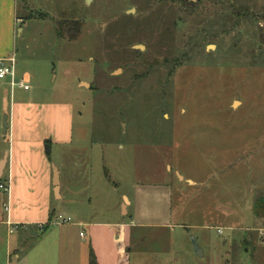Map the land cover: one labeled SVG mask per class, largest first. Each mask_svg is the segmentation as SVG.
<instances>
[{
  "label": "rangeland",
  "instance_id": "374dc122",
  "mask_svg": "<svg viewBox=\"0 0 264 264\" xmlns=\"http://www.w3.org/2000/svg\"><path fill=\"white\" fill-rule=\"evenodd\" d=\"M12 55L0 147L19 95L68 107L73 142L48 157L79 169L53 205L70 222L0 224V264H264V0H0ZM126 207L170 209L173 231Z\"/></svg>",
  "mask_w": 264,
  "mask_h": 264
},
{
  "label": "crops",
  "instance_id": "0c3cea01",
  "mask_svg": "<svg viewBox=\"0 0 264 264\" xmlns=\"http://www.w3.org/2000/svg\"><path fill=\"white\" fill-rule=\"evenodd\" d=\"M11 57L14 59L13 55ZM5 79L1 86L9 88L12 98L13 84L16 80L15 71L13 77ZM21 80L28 85V78ZM29 90L28 87L23 91ZM14 100L10 101L9 108L5 111L8 127L5 136H2L3 146L0 147V162L4 159V165L0 169V185L6 187L5 192H0V224L7 227L14 225L37 227L51 224L49 215L50 213L55 215L54 200H57V197L61 200L62 197L61 177L63 176L64 184L70 183L74 179V171L79 169V166L66 161L60 165L62 170L59 169L49 159L45 146L50 148V152L53 146L67 149L72 144L73 135L72 130L69 129L71 114L68 107L33 104L30 99L20 95ZM52 167L58 171L57 195L52 184ZM164 188L169 189L167 186ZM121 197L127 200L126 206H130L129 200L124 195ZM127 207L123 216L128 218L129 228L166 229L170 226V209L163 211L134 209L129 214ZM155 217L159 221L154 222L152 218ZM169 228L171 229V226Z\"/></svg>",
  "mask_w": 264,
  "mask_h": 264
},
{
  "label": "built area",
  "instance_id": "2783aa9c",
  "mask_svg": "<svg viewBox=\"0 0 264 264\" xmlns=\"http://www.w3.org/2000/svg\"><path fill=\"white\" fill-rule=\"evenodd\" d=\"M14 65H15V60L13 59V57H9L7 59H0V80L5 79L6 77H13ZM18 87L23 90L28 89V85L23 80H20L18 82ZM0 189L4 192L6 191L5 186L0 185ZM68 222H70L69 218H63L60 215L57 216L54 215L51 223L58 225L59 223H68ZM38 228L42 229L43 225H39ZM79 237H82V233H79Z\"/></svg>",
  "mask_w": 264,
  "mask_h": 264
},
{
  "label": "trees",
  "instance_id": "16d2710c",
  "mask_svg": "<svg viewBox=\"0 0 264 264\" xmlns=\"http://www.w3.org/2000/svg\"><path fill=\"white\" fill-rule=\"evenodd\" d=\"M64 25V24H63ZM62 24H60L59 26V36L63 37V31L62 29L64 27H66L68 24H66V26H63ZM68 28V29H67ZM66 31L67 32H71L68 35V39L69 40H75L76 36L78 34L79 31V27L75 24L72 25H68V27H66ZM252 213L256 218L262 219L264 221V198H258L254 201L253 205H252ZM53 213H50L49 215V220L51 219ZM44 228V225H43ZM42 228V229H43ZM89 264H95V260L94 258L91 256V260L89 261ZM121 264H127V263H121Z\"/></svg>",
  "mask_w": 264,
  "mask_h": 264
},
{
  "label": "water",
  "instance_id": "95a60500",
  "mask_svg": "<svg viewBox=\"0 0 264 264\" xmlns=\"http://www.w3.org/2000/svg\"><path fill=\"white\" fill-rule=\"evenodd\" d=\"M140 49H142L141 47H138ZM7 116L4 115L3 116V120H2V136L4 137L6 134V130H7ZM45 152L46 154L49 153V147L46 145L45 146ZM4 165V159L0 162V169L3 167ZM52 173H53V178H52V184H53V188H54V193L57 195L58 192V171L55 167H52ZM191 242L193 245V252L196 256L201 257L202 256V251L201 249L197 246L195 239L191 238Z\"/></svg>",
  "mask_w": 264,
  "mask_h": 264
}]
</instances>
